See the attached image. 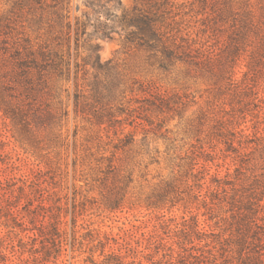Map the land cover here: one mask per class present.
Instances as JSON below:
<instances>
[{
	"label": "rangeland",
	"instance_id": "374dc122",
	"mask_svg": "<svg viewBox=\"0 0 264 264\" xmlns=\"http://www.w3.org/2000/svg\"><path fill=\"white\" fill-rule=\"evenodd\" d=\"M16 2L0 0V264H264V79L243 90L245 58L237 89L219 72L245 0H168L182 61L93 35L123 92L82 111L84 0L69 36ZM26 40L61 43L63 75H20Z\"/></svg>",
	"mask_w": 264,
	"mask_h": 264
},
{
	"label": "trees",
	"instance_id": "16d2710c",
	"mask_svg": "<svg viewBox=\"0 0 264 264\" xmlns=\"http://www.w3.org/2000/svg\"><path fill=\"white\" fill-rule=\"evenodd\" d=\"M139 1H147V6H136L132 11H125L121 0H84L86 10L81 17L76 18L75 23L77 47L81 39L87 36L84 41L87 55L83 64L76 65V85L81 89L75 96L77 110H84L90 104L89 101L110 105L116 100L118 93L123 92V73L119 63L114 59L102 62L101 44L93 42V35L99 36V39L112 40L113 35L118 34L123 38L125 48L161 52L169 62L189 58L191 52L179 46L168 31V0ZM68 4L69 0L16 2L19 9L28 7V12L36 18V24H47L51 30L66 26L69 36L72 25L69 21ZM228 15L232 21L231 36L227 56L220 61L219 72L225 75L229 85L237 89L239 85L233 78L240 62L245 58V91L251 85L256 87L264 79V0H245L238 9L233 10L231 7ZM53 40L58 42V38ZM22 46L23 50H17L15 54L16 66L20 75L29 80L34 76L41 79L46 72L63 75V67L69 65L61 43L33 45L30 40H26ZM67 54L70 55L69 51ZM88 67L94 71L92 78ZM81 73L83 82L80 84L78 80Z\"/></svg>",
	"mask_w": 264,
	"mask_h": 264
}]
</instances>
